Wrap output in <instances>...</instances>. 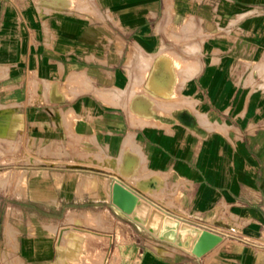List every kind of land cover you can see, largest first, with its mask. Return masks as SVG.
I'll list each match as a JSON object with an SVG mask.
<instances>
[{
  "label": "crops",
  "instance_id": "obj_1",
  "mask_svg": "<svg viewBox=\"0 0 264 264\" xmlns=\"http://www.w3.org/2000/svg\"><path fill=\"white\" fill-rule=\"evenodd\" d=\"M91 1L0 0V159L28 158L0 190V264H264V0ZM116 180L222 242L157 238Z\"/></svg>",
  "mask_w": 264,
  "mask_h": 264
},
{
  "label": "rangeland",
  "instance_id": "obj_2",
  "mask_svg": "<svg viewBox=\"0 0 264 264\" xmlns=\"http://www.w3.org/2000/svg\"><path fill=\"white\" fill-rule=\"evenodd\" d=\"M35 1H37V2L38 1L50 2L52 4H55V0H51V1L35 0ZM68 3H77V4L82 3V4L89 5V6L92 5L91 0H69ZM27 161H28V158H25V159L23 157L17 158V157H12L9 155H6L2 159H0V163L2 164V167H1L2 172H0V190H3L8 185L18 186V184L20 183L18 186V189L21 190L22 192L24 191V187H25L24 185L26 184L27 175L25 176V173L20 171V170L16 171V170H11V169L15 168L17 166V164H23V162H27ZM17 167H19V166H17ZM35 174L36 173H34V175ZM11 182H13V183H11ZM93 185H94V183H93ZM11 189H12V187H10L8 189L6 188L5 194H6V192H11ZM0 192L3 193L2 191H0ZM22 192H20V193H22ZM13 227L14 226L11 223H9V222L7 223V229L11 232L10 234L12 235L13 239L15 238L14 240H16V243L13 246H14V248H16V246H17V248H18V241H17V235H16V234H18V232ZM148 228H151L154 230L153 231L154 235L157 238H162V239H165L168 241H173L175 238V231L172 228L170 229V227L163 226L158 233L155 232L158 230V227L156 224H151L150 227H148ZM12 229L14 231H11ZM55 230H56L55 226L53 228L49 229V231H51V232H54ZM69 231H72V230H69ZM84 236H85V234L82 233L81 231H75L74 234H72V235L66 233V234H63L62 236H60L59 243H60V245L63 246V248H58L59 251L61 252L59 255L60 259L75 258L77 256V246L79 244V241ZM149 239L152 240V238H149ZM132 243L139 244L140 243L139 238L137 236L132 237ZM131 249L139 252V250L142 248H131ZM20 264H24V260L22 258L20 259Z\"/></svg>",
  "mask_w": 264,
  "mask_h": 264
},
{
  "label": "water",
  "instance_id": "obj_3",
  "mask_svg": "<svg viewBox=\"0 0 264 264\" xmlns=\"http://www.w3.org/2000/svg\"><path fill=\"white\" fill-rule=\"evenodd\" d=\"M111 201L121 213L128 216L133 215V217L138 220V217L134 213L140 202V198L134 191L124 186L118 180L112 185ZM191 227L193 234L189 236V239H183L180 235V231L174 239L177 245L184 247L198 258L212 251L223 240L221 236L209 230L196 228L194 226Z\"/></svg>",
  "mask_w": 264,
  "mask_h": 264
},
{
  "label": "bare ground",
  "instance_id": "obj_4",
  "mask_svg": "<svg viewBox=\"0 0 264 264\" xmlns=\"http://www.w3.org/2000/svg\"><path fill=\"white\" fill-rule=\"evenodd\" d=\"M129 175V174H128ZM160 177V176H159ZM98 180V179H97ZM139 181V180H138ZM101 182V181H100ZM136 182V181H135ZM141 182V181H140ZM103 183V182H102ZM107 183V182H106ZM104 182V184H106ZM152 183V182H151ZM103 184V186H104ZM138 185V184H137ZM151 186V185H150ZM159 189V188H158ZM18 191L22 192L21 190L18 189ZM145 191L150 193V194H153L152 190L150 189V187H146L145 188ZM154 195V194H153ZM137 217H138V220L137 221H142L143 219L142 218H146L147 219V224H157V223H160V222H164L165 226L166 227H170V228H173L175 225L177 227V224H180L178 223L177 220H173L172 218L170 217H164L163 213H161L160 211L156 210V209H153V210H149L143 203H140L138 204L136 210H135V213H134ZM133 216V215H132ZM55 225H50V226H47V225H44V227L46 229H51L53 228ZM10 228V227H9ZM14 228V227H13ZM56 228V227H55ZM11 231H14L13 229ZM180 231V235L183 239H189V236L191 234H193V230H192V227L190 224H188L187 222H182L179 226V229H178V232ZM10 232V231H9ZM16 232V231H15ZM14 232V233H15ZM51 232V231H50ZM11 233V232H10ZM14 235V234H13ZM17 235V234H16ZM15 235V236H16ZM15 239V238H14ZM15 245V244H14ZM14 247V246H13ZM70 249V248H69ZM72 249V248H71ZM175 249V248H174ZM179 250V249H178ZM71 251V250H70Z\"/></svg>",
  "mask_w": 264,
  "mask_h": 264
}]
</instances>
